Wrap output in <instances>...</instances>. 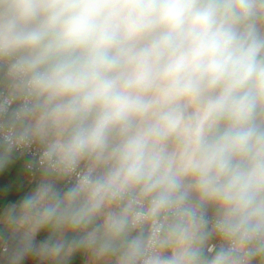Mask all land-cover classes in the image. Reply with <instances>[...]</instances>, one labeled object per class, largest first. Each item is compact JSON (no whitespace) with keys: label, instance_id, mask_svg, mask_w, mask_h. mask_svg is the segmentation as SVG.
Returning a JSON list of instances; mask_svg holds the SVG:
<instances>
[{"label":"clouds","instance_id":"clouds-1","mask_svg":"<svg viewBox=\"0 0 264 264\" xmlns=\"http://www.w3.org/2000/svg\"><path fill=\"white\" fill-rule=\"evenodd\" d=\"M0 264H264V0H0Z\"/></svg>","mask_w":264,"mask_h":264}]
</instances>
